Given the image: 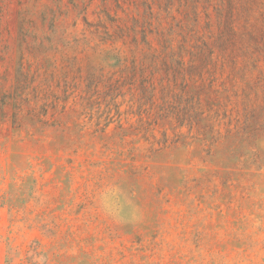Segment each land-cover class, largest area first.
<instances>
[{
	"label": "rangeland",
	"instance_id": "rangeland-1",
	"mask_svg": "<svg viewBox=\"0 0 264 264\" xmlns=\"http://www.w3.org/2000/svg\"><path fill=\"white\" fill-rule=\"evenodd\" d=\"M0 264H264V0H0Z\"/></svg>",
	"mask_w": 264,
	"mask_h": 264
},
{
	"label": "clouds",
	"instance_id": "clouds-1",
	"mask_svg": "<svg viewBox=\"0 0 264 264\" xmlns=\"http://www.w3.org/2000/svg\"><path fill=\"white\" fill-rule=\"evenodd\" d=\"M126 203H127L128 207H129L130 211L127 213L126 219H125L124 222H128V223L139 222L142 219V217H143L142 209L138 205H135L130 200H128Z\"/></svg>",
	"mask_w": 264,
	"mask_h": 264
},
{
	"label": "trees",
	"instance_id": "trees-1",
	"mask_svg": "<svg viewBox=\"0 0 264 264\" xmlns=\"http://www.w3.org/2000/svg\"><path fill=\"white\" fill-rule=\"evenodd\" d=\"M144 82H145V83H149V80L144 79ZM151 88H152V90H153V87H151Z\"/></svg>",
	"mask_w": 264,
	"mask_h": 264
}]
</instances>
